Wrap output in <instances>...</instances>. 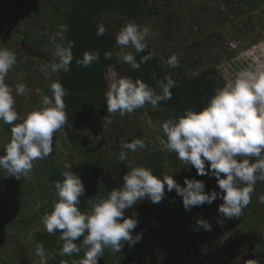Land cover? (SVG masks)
Wrapping results in <instances>:
<instances>
[{"label":"rangeland","instance_id":"rangeland-1","mask_svg":"<svg viewBox=\"0 0 264 264\" xmlns=\"http://www.w3.org/2000/svg\"><path fill=\"white\" fill-rule=\"evenodd\" d=\"M138 1L137 16L130 18L123 12L109 11L103 25L106 34L115 41L116 34L128 22L150 26L145 50L149 49L158 59L151 74L159 93L157 81L166 76H171L177 85L214 70L205 96L198 99L200 106H206L215 90L233 79L239 70L257 58L264 60V0ZM72 5L73 0H0V47L10 49L17 57L5 82L13 88L14 107L20 121L40 107L36 89L51 95L50 83L61 80L62 73L45 78L39 67L53 60L50 36L57 33L60 25L68 28ZM67 35L56 43L66 44ZM123 50L134 52L131 48ZM174 53L179 56V66L170 68L162 58L166 60ZM119 64L120 71L111 65L106 69L105 79L109 83L113 72L131 78L123 61ZM19 83L27 86L23 95L15 94ZM95 103L88 111L89 116L72 117L73 108L66 105L67 121L54 133L51 155L34 161L29 178L17 180L0 171V264H39L40 258L35 255L38 244H43L50 255L48 264H72L83 258V251L61 256L60 233L49 234L42 222L58 199L54 185L64 179L65 163L72 164V171L85 185L80 197L82 212L89 211L97 198H106L108 191L121 187L129 168L138 166L150 168L160 178L173 175L181 186L185 177L195 178L205 182L206 191H220L214 176L197 175L194 167H185L175 153L162 148L160 141L166 139L162 124L178 119L189 109L180 111L170 105L153 108L146 104L121 116L107 112L106 100L96 99ZM10 135V126L0 122V154ZM135 138L142 139L147 146L129 151L128 160L119 162L121 142ZM261 195H264V181L257 180L243 215L225 219L218 212L223 203L220 197L210 205L205 203L185 210L175 189L171 192L166 189L161 202L154 204L144 199L126 212L128 216L135 214L138 225L133 235L140 233L141 240L133 247L125 244L121 252L105 249L98 264H245L249 259L264 264ZM201 217L209 221L211 231L198 228L197 220Z\"/></svg>","mask_w":264,"mask_h":264},{"label":"clouds","instance_id":"clouds-1","mask_svg":"<svg viewBox=\"0 0 264 264\" xmlns=\"http://www.w3.org/2000/svg\"><path fill=\"white\" fill-rule=\"evenodd\" d=\"M67 31L66 25H60L57 33L50 36L54 46L53 60L39 67L45 78L70 71L74 42L56 43L57 39L65 40ZM150 31L148 25L141 27L134 21L126 23L116 34V45L120 49L116 52L117 59L134 70L151 60V53L141 56L139 62L135 55L147 48L146 38ZM105 32V26L99 24L96 35L103 36ZM126 48L134 49V52H125L123 49ZM111 56V52L105 53V59ZM99 58L98 51H85L76 63L89 67ZM162 62L170 68L178 67L179 56L171 54L166 60L162 58ZM16 63V54L0 47V122L9 125L11 132L9 142L0 154V171L4 176L20 180L29 178L34 161L51 155L54 133L67 121L64 98L68 92L59 80L50 83L51 95L43 94L37 88L40 107L27 113L20 121L14 107L13 88L5 82ZM157 84L161 90L159 94L139 78L133 80L113 72L105 92L107 112L123 116L146 104L157 108L161 101L172 98L171 89L176 82L171 76H166ZM26 91L27 86L23 83L15 86L16 95H23ZM162 132L166 137L160 141L163 150L175 153L185 167H194L197 175L214 176L220 191H206L205 182L195 178L185 177L184 186H181L173 175L160 178L150 168L138 166L129 168L121 187L108 191L106 198H97L89 211L82 212L80 197L85 192V185L72 171V164L65 163L64 179L54 185L58 199L53 210L42 217L49 234L60 233L61 256L83 251V258L74 260L72 264H98V258L103 256L105 249L121 252L125 244L133 247L142 236L140 233L133 235L138 220L135 214L128 216L126 212L144 199L154 204L161 202L166 189L169 192L175 189L182 197L185 210L205 203L210 205L220 197L223 203L219 205L218 212L223 218L241 217L243 209L251 202L255 183L264 181V60L257 58L247 68L239 70L233 79L215 90L201 110L189 109L178 119L164 122ZM146 146L139 138L122 141L119 162L128 160L129 151L136 152ZM259 201L264 204V195L259 197ZM219 222L223 223V220ZM197 226L205 231L212 228L203 217L197 220ZM35 255L40 258L39 264H48L50 255L43 244L36 246ZM245 264H258V261L249 259Z\"/></svg>","mask_w":264,"mask_h":264},{"label":"trees","instance_id":"trees-1","mask_svg":"<svg viewBox=\"0 0 264 264\" xmlns=\"http://www.w3.org/2000/svg\"><path fill=\"white\" fill-rule=\"evenodd\" d=\"M139 4L138 0H73L68 22L67 42H74L72 49L74 58L70 64V71L67 73L61 72L60 80L68 92L64 102L68 108H73L72 117L81 114L89 116L88 111H91V108L95 106L96 99L99 101L105 100V92L109 83L105 79V71L109 65L113 66L115 71L122 69V65L119 64L120 60L116 56L119 48L115 39L106 32L103 36H97L98 25L104 24V16L109 11L111 13L123 12L124 15L130 18L137 16L140 12ZM85 51H98L100 54L99 60L89 67L77 65L76 60L82 59ZM105 51L112 53L110 59H105ZM149 53L153 58L146 63H142L140 69L134 70L124 62L123 66L133 80L137 78L143 80L159 94L151 74V69L157 65L158 59L147 49L137 54L136 60L139 62L141 56ZM214 73V70H210L209 73L194 76L177 84L171 89L172 98L161 101L159 105H170L174 109H180V111L185 109L201 110L205 105L200 106L198 99L205 96L208 80ZM83 115L82 117H85Z\"/></svg>","mask_w":264,"mask_h":264}]
</instances>
